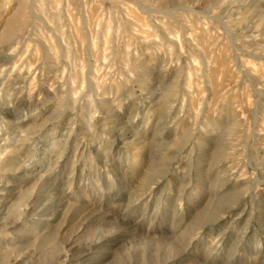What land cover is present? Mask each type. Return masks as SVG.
<instances>
[{
	"label": "rangeland",
	"instance_id": "1",
	"mask_svg": "<svg viewBox=\"0 0 264 264\" xmlns=\"http://www.w3.org/2000/svg\"><path fill=\"white\" fill-rule=\"evenodd\" d=\"M124 3L158 37L131 83L115 76L112 28L134 24ZM20 6L9 40L43 56L42 98L20 96L14 74L0 102V264H264V0H0V65L15 59L2 32ZM72 49L75 98L68 76L48 87ZM108 54L116 68L97 85ZM25 117L44 131L20 144ZM38 180L10 228L11 200Z\"/></svg>",
	"mask_w": 264,
	"mask_h": 264
},
{
	"label": "clouds",
	"instance_id": "2",
	"mask_svg": "<svg viewBox=\"0 0 264 264\" xmlns=\"http://www.w3.org/2000/svg\"><path fill=\"white\" fill-rule=\"evenodd\" d=\"M227 2V0H225ZM121 7L125 10V15L127 18L134 22L131 30L129 32L122 31V25L117 24V26L112 28V34L115 35L117 42L122 45V52L120 58V65L122 67L123 72H116L115 76L119 78V80L124 81L125 83H131L134 79V70L132 67V58L135 55H138L137 49L140 47L141 43L147 42L149 40H158V37L152 33L150 30L147 34V39L145 38L144 32V24L148 23L144 18L140 15L139 12L136 11V7L132 3H124ZM159 23H164L163 20L159 21ZM149 33H152L149 35ZM175 39V37H173ZM28 39L25 36L18 37L14 40H9L6 37L3 40V44L7 46V52L9 55H14L15 59L13 62L5 65H0V102L3 100L11 101L14 92L8 88L6 85L8 81L11 80L14 74H26L25 79L27 80V84L24 85L19 95L25 96L31 100L35 95L36 99L39 100L42 98V93L39 92L40 89V81L38 80V76H42L38 65H41L43 56L39 51L34 50L33 52L24 51L25 47L32 48L33 45L28 43ZM15 46L18 51L10 52L11 49ZM49 57L54 61L55 64H58L57 61L48 53ZM73 59H69L66 61V66L61 67V71L56 75L53 82H50L48 87L49 90H54L56 87V82L64 81L65 77L68 76L72 88L71 95L73 97V93H76L75 97H79L80 94L84 91V83L81 79H78V76L83 74V70L79 67V56H74L72 49ZM111 63V66L108 67H100L99 71L95 73L93 79L96 80L97 85H101L106 82L110 75L113 74L114 69L116 68L115 62H113V58L111 54H108V59L103 62V65L107 66ZM99 67V61H98ZM262 71H264V65L261 66ZM99 77V79H97ZM75 80V83L72 81ZM113 82H115V78H113ZM19 87V86H18ZM67 88V85H63L61 88V92L58 93L55 97V100L52 101L53 109L65 100V92L64 89ZM73 97V98H75ZM11 104L9 103V107ZM95 117V116H94ZM44 127L41 124H37L36 122L29 120L25 117L24 124L22 127L17 129L16 140L17 143L26 144L30 143L37 136L43 134ZM89 132H93V128L88 129ZM10 151V150H9ZM233 152H235V148H233ZM239 157H237V160ZM42 179V177H41ZM39 183V180L36 184L28 185L20 190H18L10 202L9 211L7 213V219L11 221L10 228L14 227L20 220L23 219L24 213L29 206V201L33 198L36 192V186ZM34 185V186H33ZM31 190V195H27L28 190ZM21 198L24 199V206L20 209V211L14 212L13 208L18 200Z\"/></svg>",
	"mask_w": 264,
	"mask_h": 264
},
{
	"label": "bare ground",
	"instance_id": "3",
	"mask_svg": "<svg viewBox=\"0 0 264 264\" xmlns=\"http://www.w3.org/2000/svg\"><path fill=\"white\" fill-rule=\"evenodd\" d=\"M76 2H78V0H75ZM164 2L166 4H168V2H170V0H164ZM24 6H20L16 12L13 14L12 17H10L7 22L4 25V30L2 32V39L4 40V38L6 37L7 39H10L14 33V30L16 29L17 24V18L18 16L21 14L22 12V8ZM17 24V25H16ZM105 99V98H104ZM39 189V188H38Z\"/></svg>",
	"mask_w": 264,
	"mask_h": 264
}]
</instances>
